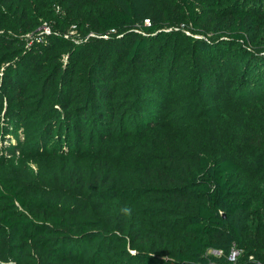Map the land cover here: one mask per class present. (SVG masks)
Returning a JSON list of instances; mask_svg holds the SVG:
<instances>
[{
    "label": "trees",
    "instance_id": "obj_1",
    "mask_svg": "<svg viewBox=\"0 0 264 264\" xmlns=\"http://www.w3.org/2000/svg\"><path fill=\"white\" fill-rule=\"evenodd\" d=\"M11 136L0 264H264V0H0Z\"/></svg>",
    "mask_w": 264,
    "mask_h": 264
},
{
    "label": "rangeland",
    "instance_id": "obj_2",
    "mask_svg": "<svg viewBox=\"0 0 264 264\" xmlns=\"http://www.w3.org/2000/svg\"><path fill=\"white\" fill-rule=\"evenodd\" d=\"M56 10H57L56 12H60L61 11L59 7ZM44 26H46V27L49 28V26L47 24L43 25V27ZM73 27L74 26H72V31H71V28H70V32H73L74 31L73 30ZM9 138H12V142L17 141L12 136L9 137ZM20 139H22V138L20 137ZM23 150H25V151H23ZM26 150L27 149H26V146L24 145V142H23V144L20 143V145H18L15 142V145H12L10 147V146H7V143H5L4 139H2L0 137V158L17 161L20 157H24L25 156V153L23 154L24 156H20V155H21V152H26Z\"/></svg>",
    "mask_w": 264,
    "mask_h": 264
},
{
    "label": "built area",
    "instance_id": "obj_3",
    "mask_svg": "<svg viewBox=\"0 0 264 264\" xmlns=\"http://www.w3.org/2000/svg\"><path fill=\"white\" fill-rule=\"evenodd\" d=\"M43 28H44L45 32L49 31L48 27L44 26ZM212 252H216V251H212ZM237 255H238V250L237 249H232L230 254H229V256H228V258H229V260L234 261L236 259ZM259 264H261V263H259Z\"/></svg>",
    "mask_w": 264,
    "mask_h": 264
}]
</instances>
